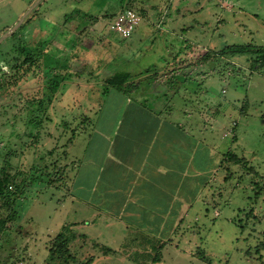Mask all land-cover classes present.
I'll return each instance as SVG.
<instances>
[{"label":"rangeland","instance_id":"1","mask_svg":"<svg viewBox=\"0 0 264 264\" xmlns=\"http://www.w3.org/2000/svg\"><path fill=\"white\" fill-rule=\"evenodd\" d=\"M123 6L140 16L128 38L110 29ZM19 22L0 42V172L11 193L0 216L14 212L0 264H60L48 249L67 224L71 264H264V68L220 54L264 48V0H0V40ZM159 65L174 70L161 79ZM143 69L131 100L160 101L188 128L187 176L151 230L82 208L89 191L71 187L77 169L76 184L85 162L107 153L99 133L119 128L125 95L104 94L101 80ZM229 151L258 176L228 162Z\"/></svg>","mask_w":264,"mask_h":264},{"label":"crops","instance_id":"2","mask_svg":"<svg viewBox=\"0 0 264 264\" xmlns=\"http://www.w3.org/2000/svg\"><path fill=\"white\" fill-rule=\"evenodd\" d=\"M153 68L162 71L160 76L174 70L160 65ZM147 70L140 71L132 81L140 82L149 76L143 74ZM130 97H121L123 112L119 128L99 133L107 153L102 155L99 164L92 157L85 162L78 184L76 177L80 170L77 169L71 187L75 185V194L77 190L89 191L90 197L82 208H104L108 215L128 219L132 223L129 227L151 230L153 216L166 215L173 203V189L187 176L188 143L184 128H188L177 119L172 121L173 114L162 109L160 101L148 106L147 97L132 100ZM75 197L73 193L72 203Z\"/></svg>","mask_w":264,"mask_h":264},{"label":"trees","instance_id":"3","mask_svg":"<svg viewBox=\"0 0 264 264\" xmlns=\"http://www.w3.org/2000/svg\"><path fill=\"white\" fill-rule=\"evenodd\" d=\"M247 54V64L252 72H258L259 70L264 68V48H253L250 44L248 45H231L225 47L220 54H228V55H237V54ZM213 54L209 55L212 56ZM208 56V55H207ZM33 57L27 55L23 61V64L33 63ZM148 74V70H147ZM165 75L160 76L161 79ZM132 76L129 73H115L105 79H102V83L104 84L103 93H107L110 89H114L123 95L130 96L132 92L139 88L140 82H133ZM55 78V77H54ZM51 78L49 80V89L56 88L58 83ZM226 160L236 165H241L247 172L252 173L254 176H258L257 172L253 169V167H248V162L244 158H239L232 152L226 153ZM9 183V176L5 174L4 170L0 172V202L2 205L8 204V196L11 194L7 190V185ZM257 185V184H256ZM260 188H256L257 192H260ZM264 188V184H263ZM16 192H20V189L17 188ZM15 192V193H16ZM14 212L7 217L3 218L0 216V236L4 229H6V225L8 220H13ZM74 225L67 224L62 226L61 230L54 237L51 247L48 249V258L50 261H60V264H71L75 262V258L73 257L69 245L76 239V234L73 231ZM144 235V234H141ZM147 236V235H145ZM165 242L161 243L159 249H163ZM264 247V246H263ZM262 247V248H263ZM104 253H106L104 251ZM199 258H202V255H199ZM92 258L88 259L82 264H92ZM158 259L155 260V263H158Z\"/></svg>","mask_w":264,"mask_h":264},{"label":"built area","instance_id":"4","mask_svg":"<svg viewBox=\"0 0 264 264\" xmlns=\"http://www.w3.org/2000/svg\"><path fill=\"white\" fill-rule=\"evenodd\" d=\"M139 22V14L123 6L111 19L110 29L122 38H128L135 31Z\"/></svg>","mask_w":264,"mask_h":264},{"label":"water","instance_id":"5","mask_svg":"<svg viewBox=\"0 0 264 264\" xmlns=\"http://www.w3.org/2000/svg\"><path fill=\"white\" fill-rule=\"evenodd\" d=\"M31 10H32V8H31ZM21 22H22V20H21ZM21 22H19V24H17L7 35H5L3 38H1V40H0V42L2 41V40H4L5 38H7V37H9V36H11V35H13L14 34V32L17 30V28L19 27V25H20V23Z\"/></svg>","mask_w":264,"mask_h":264}]
</instances>
